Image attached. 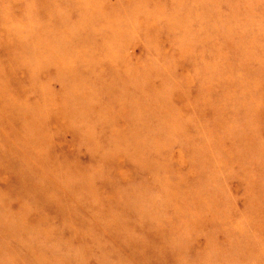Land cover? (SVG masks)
<instances>
[{
	"label": "rangeland",
	"instance_id": "1",
	"mask_svg": "<svg viewBox=\"0 0 264 264\" xmlns=\"http://www.w3.org/2000/svg\"><path fill=\"white\" fill-rule=\"evenodd\" d=\"M0 264H264V0H0Z\"/></svg>",
	"mask_w": 264,
	"mask_h": 264
}]
</instances>
